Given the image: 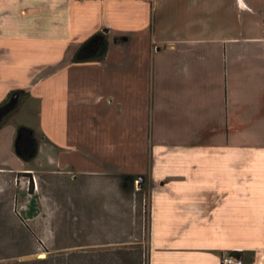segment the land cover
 Masks as SVG:
<instances>
[{
    "label": "crops",
    "instance_id": "crops-1",
    "mask_svg": "<svg viewBox=\"0 0 264 264\" xmlns=\"http://www.w3.org/2000/svg\"><path fill=\"white\" fill-rule=\"evenodd\" d=\"M103 30L105 60L74 63ZM12 91L0 170L32 164L30 127L47 168L135 177L145 264H264V0H0V103Z\"/></svg>",
    "mask_w": 264,
    "mask_h": 264
},
{
    "label": "rangeland",
    "instance_id": "rangeland-1",
    "mask_svg": "<svg viewBox=\"0 0 264 264\" xmlns=\"http://www.w3.org/2000/svg\"><path fill=\"white\" fill-rule=\"evenodd\" d=\"M17 120L36 124L28 115ZM38 141L45 143L41 135ZM9 143L5 132L0 151L7 158ZM38 155L24 169L0 170V264H145L147 201L131 197L119 176L60 172ZM51 198L59 209L49 210Z\"/></svg>",
    "mask_w": 264,
    "mask_h": 264
},
{
    "label": "trees",
    "instance_id": "trees-1",
    "mask_svg": "<svg viewBox=\"0 0 264 264\" xmlns=\"http://www.w3.org/2000/svg\"><path fill=\"white\" fill-rule=\"evenodd\" d=\"M109 50V36L106 30L97 32L86 40L76 51L73 62L82 64L89 62H102L105 60ZM27 95L22 91H12L7 98L0 103V130L7 124L9 119L17 112L23 104ZM39 141L33 129L20 126L15 140L16 155L25 162H32L39 153ZM125 180L127 193L134 192L135 177L131 175L119 176ZM33 217V214L30 215ZM119 254H124L122 251ZM126 254V253H125ZM235 258L242 259L241 252L229 253Z\"/></svg>",
    "mask_w": 264,
    "mask_h": 264
},
{
    "label": "built area",
    "instance_id": "built-area-1",
    "mask_svg": "<svg viewBox=\"0 0 264 264\" xmlns=\"http://www.w3.org/2000/svg\"><path fill=\"white\" fill-rule=\"evenodd\" d=\"M88 1V0H82ZM223 264H244V260L241 258H235L230 254H227L223 257Z\"/></svg>",
    "mask_w": 264,
    "mask_h": 264
}]
</instances>
